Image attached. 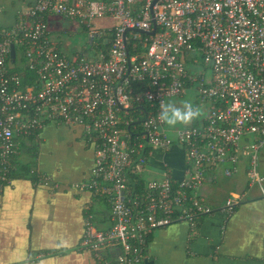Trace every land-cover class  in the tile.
Returning a JSON list of instances; mask_svg holds the SVG:
<instances>
[{
	"label": "built area",
	"instance_id": "built-area-1",
	"mask_svg": "<svg viewBox=\"0 0 264 264\" xmlns=\"http://www.w3.org/2000/svg\"><path fill=\"white\" fill-rule=\"evenodd\" d=\"M18 17L0 28V187L44 126L79 128L93 167L73 188L108 208L99 226L85 208L81 248L99 264H144L153 231L210 213L207 171L229 177L244 159L249 188L264 198V0H34ZM59 21L78 25L82 46L66 50ZM189 91L195 119L172 127L158 118ZM174 146L185 177L172 180L162 162L161 177L135 195L130 174L143 179L153 152Z\"/></svg>",
	"mask_w": 264,
	"mask_h": 264
},
{
	"label": "crops",
	"instance_id": "crops-1",
	"mask_svg": "<svg viewBox=\"0 0 264 264\" xmlns=\"http://www.w3.org/2000/svg\"><path fill=\"white\" fill-rule=\"evenodd\" d=\"M33 2L0 0V28L12 27ZM61 24L53 25L55 34L81 33L73 22ZM23 145L15 161L33 163L30 173H19L0 187V264H99L81 248L85 208L92 209L97 226L108 208L94 204L89 192L73 188L90 175L93 149L79 128L52 124ZM162 162L172 180L185 177L184 150L174 146L165 154L153 152L144 182L161 177ZM247 168L242 159L235 173L223 174L224 188L219 182L222 167L207 171L201 192L211 212L197 217L193 227L183 220L153 231L144 264H264V198L257 187L249 188ZM258 170L264 174V151ZM242 192L243 199L230 213L225 211L226 200Z\"/></svg>",
	"mask_w": 264,
	"mask_h": 264
},
{
	"label": "clouds",
	"instance_id": "clouds-1",
	"mask_svg": "<svg viewBox=\"0 0 264 264\" xmlns=\"http://www.w3.org/2000/svg\"><path fill=\"white\" fill-rule=\"evenodd\" d=\"M198 115L199 109L195 108L192 103L184 101L182 107H178L174 103L163 104L158 118L172 126L178 123H190Z\"/></svg>",
	"mask_w": 264,
	"mask_h": 264
},
{
	"label": "rangeland",
	"instance_id": "rangeland-1",
	"mask_svg": "<svg viewBox=\"0 0 264 264\" xmlns=\"http://www.w3.org/2000/svg\"><path fill=\"white\" fill-rule=\"evenodd\" d=\"M109 24H114V20H103ZM66 21H59L57 23V26H63L61 23H65ZM93 23H99V20H94ZM57 31V28L54 29V33ZM81 33L77 34H63L64 40L68 43L67 45V51H70L71 49H77L80 46H82V42L84 40V37L80 35ZM184 101H188L192 103L193 106H195V94L192 91H189L182 99L180 98H172L170 100H167L166 103H174L178 107H182V104ZM179 124V123H178ZM177 124V125H178ZM176 125H172L174 127ZM221 171V176L219 177L220 186L224 188V186H227V180L222 177L224 176ZM225 194L222 195L224 197Z\"/></svg>",
	"mask_w": 264,
	"mask_h": 264
},
{
	"label": "trees",
	"instance_id": "trees-1",
	"mask_svg": "<svg viewBox=\"0 0 264 264\" xmlns=\"http://www.w3.org/2000/svg\"><path fill=\"white\" fill-rule=\"evenodd\" d=\"M24 72H26V71H24ZM136 110H138V108H133L132 110H130V112L136 111ZM15 160H13L14 163H17V161H15ZM32 164L33 163H30V162H27L24 165L17 164L16 169L11 172V177L16 176L19 173L29 174L30 173V170H31V165ZM127 185L129 187V189L135 190V192H134L135 195H141L142 192H143V190H144L145 182L139 176L130 174L129 182L127 183ZM149 237H150L149 235L146 237L145 244H147V242L149 240Z\"/></svg>",
	"mask_w": 264,
	"mask_h": 264
},
{
	"label": "water",
	"instance_id": "water-1",
	"mask_svg": "<svg viewBox=\"0 0 264 264\" xmlns=\"http://www.w3.org/2000/svg\"><path fill=\"white\" fill-rule=\"evenodd\" d=\"M14 55H15L14 47H13V45H11V47H10V57L13 58Z\"/></svg>",
	"mask_w": 264,
	"mask_h": 264
}]
</instances>
